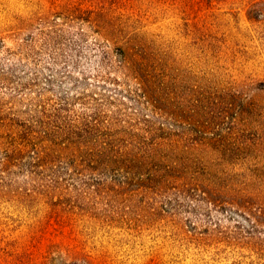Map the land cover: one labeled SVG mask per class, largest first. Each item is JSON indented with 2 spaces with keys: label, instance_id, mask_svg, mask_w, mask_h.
I'll use <instances>...</instances> for the list:
<instances>
[{
  "label": "rangeland",
  "instance_id": "obj_1",
  "mask_svg": "<svg viewBox=\"0 0 264 264\" xmlns=\"http://www.w3.org/2000/svg\"><path fill=\"white\" fill-rule=\"evenodd\" d=\"M0 264H264V0H0Z\"/></svg>",
  "mask_w": 264,
  "mask_h": 264
},
{
  "label": "trees",
  "instance_id": "obj_2",
  "mask_svg": "<svg viewBox=\"0 0 264 264\" xmlns=\"http://www.w3.org/2000/svg\"><path fill=\"white\" fill-rule=\"evenodd\" d=\"M84 128H80L79 130H73V127L69 129L68 134L70 135L69 139L71 141V146L73 147H80V144L84 146H88L90 136L96 132V129L93 127H89L87 125H83ZM81 139V141H80ZM89 139V140H87ZM104 138L98 137L91 143V149H92V155L91 157L96 162L99 160L100 157H106V158H114L117 157V147H116V141H110L105 142L103 141ZM87 140V141H85ZM91 141V140H90ZM80 150V148H78ZM116 154V155H115ZM94 161H90L89 168H93Z\"/></svg>",
  "mask_w": 264,
  "mask_h": 264
}]
</instances>
